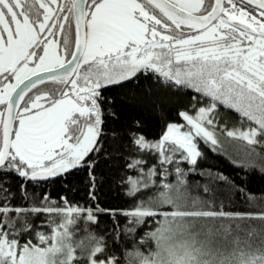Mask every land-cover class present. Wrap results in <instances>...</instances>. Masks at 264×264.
<instances>
[{
    "label": "snow or ice",
    "instance_id": "6c2138e0",
    "mask_svg": "<svg viewBox=\"0 0 264 264\" xmlns=\"http://www.w3.org/2000/svg\"><path fill=\"white\" fill-rule=\"evenodd\" d=\"M202 145L264 175V0H0V178H22L29 198V181L83 172L96 201L111 163L127 198L12 207L0 180V264H264V208L225 205L254 196L201 170ZM100 214L106 234L86 229V250L60 253L70 225Z\"/></svg>",
    "mask_w": 264,
    "mask_h": 264
},
{
    "label": "trees",
    "instance_id": "16d2710c",
    "mask_svg": "<svg viewBox=\"0 0 264 264\" xmlns=\"http://www.w3.org/2000/svg\"><path fill=\"white\" fill-rule=\"evenodd\" d=\"M116 93H113L115 95ZM148 114V113H146ZM229 115H234V113L229 112ZM155 119V117H153ZM115 127V125H113ZM156 132L159 131L158 128L154 129ZM204 149L205 157L200 161L199 167L201 170H208L215 173H222L225 176H229L238 186L243 183L246 191L249 195L254 196L252 201L246 200L239 192L232 194L230 199H224V203L233 211L241 212H253L259 213L264 204L261 203L264 200V175L260 174L258 170L251 173H246L245 170L239 169L234 166L230 160L218 153L211 152L210 149L202 145ZM113 168L111 163L102 164L101 169L96 173L97 175V186H96V201H90L89 199V189L86 182V173H80V179L73 181L71 185H66L65 183H49L47 181L41 182L39 184H33L29 181L25 185L26 191L30 194L29 198H26L21 192L22 178L16 176L15 174H9L6 178L8 183L5 185L9 188L12 193L10 204L12 207H31L33 202L39 203L42 201L44 195H48L50 200H55L59 206L62 205V198L67 199L70 205L76 206H92L93 204H99L100 207H119L124 206L127 198H123V193L119 190L118 185L111 179L110 170ZM59 179V178H54ZM189 182L195 184L199 182L201 184L207 182V178L201 177L198 174H191L189 176ZM146 197H151L154 193L151 190H144ZM193 194H197V190L193 189ZM224 198L223 196L221 197ZM4 201L0 199V206H3ZM130 206V204H129ZM13 215H15L13 213ZM49 214H39L32 217V224L41 228L42 225H46ZM52 217L57 223H60V217L52 214ZM123 219L121 223L123 224ZM151 224V221H148ZM255 226V225H254ZM70 230L78 232L80 235L85 234V230L93 232L96 234H106L108 230L112 227V221L109 216L100 214L99 220L96 223H87L83 218L76 221L74 225H70ZM46 232H50V229L46 227L41 228ZM145 229H139L141 235ZM31 239L33 243H38V240L34 235L24 233L21 236V242H26Z\"/></svg>",
    "mask_w": 264,
    "mask_h": 264
},
{
    "label": "clouds",
    "instance_id": "9594fccd",
    "mask_svg": "<svg viewBox=\"0 0 264 264\" xmlns=\"http://www.w3.org/2000/svg\"><path fill=\"white\" fill-rule=\"evenodd\" d=\"M88 247L89 241L86 233L80 235L78 232L71 231L62 241L60 253L67 251L70 255L72 252H80L86 250Z\"/></svg>",
    "mask_w": 264,
    "mask_h": 264
}]
</instances>
